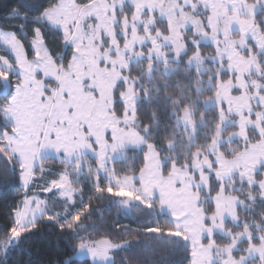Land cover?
<instances>
[{
	"label": "snow or ice",
	"instance_id": "1",
	"mask_svg": "<svg viewBox=\"0 0 264 264\" xmlns=\"http://www.w3.org/2000/svg\"><path fill=\"white\" fill-rule=\"evenodd\" d=\"M0 7V264H264V0Z\"/></svg>",
	"mask_w": 264,
	"mask_h": 264
},
{
	"label": "trees",
	"instance_id": "2",
	"mask_svg": "<svg viewBox=\"0 0 264 264\" xmlns=\"http://www.w3.org/2000/svg\"><path fill=\"white\" fill-rule=\"evenodd\" d=\"M2 2V0H0ZM10 2V0H9ZM0 25L4 27H11V25L7 22L5 18V11L2 7H0ZM31 37L29 36V39ZM54 39L52 36H47L46 40L51 42ZM0 54H4L2 50H0ZM30 58H31V53H30ZM138 162V161H137ZM46 168H52L53 170H56L57 168H60L59 164H52L48 163L46 165ZM117 168L124 167V165L117 164ZM87 171V170H85ZM53 178H56L51 175H46V179L49 181ZM38 184L42 185L44 181L40 180L39 177L37 178ZM35 193V194H40L42 197L43 191L40 190L39 188L34 187L33 190L30 193ZM30 193L28 194L30 196ZM24 193L21 191L19 184H15L14 186H9L6 188H0V228L6 226L7 220H8V214L9 210L12 208V206L17 203ZM87 191L85 192V202L87 203ZM100 206V202L93 200L92 201V207L96 208ZM59 211V207L56 209ZM87 224L92 225L95 227V229L101 233L105 232H111V228L108 227L113 224H119V225H128L130 227H135V222L132 217L125 216L123 214H117L115 208H112L111 211L103 210V214L101 216L100 212L93 213L92 217L90 220L86 221ZM103 225V226H102ZM89 231L92 232L93 229L90 227ZM57 231L55 229H45L44 230V238L41 241V243L37 244L36 247L32 249L33 253V260L34 261H39L43 260L46 258H52L55 259L58 253L55 251V242L57 239ZM98 238V237H97ZM64 245L61 244V248H63ZM37 248L41 249V254L37 256ZM122 256H133L134 253H129V252H124L121 253ZM24 258L26 259L27 257H21L20 253H15L13 255V260L18 261L19 259Z\"/></svg>",
	"mask_w": 264,
	"mask_h": 264
},
{
	"label": "rangeland",
	"instance_id": "3",
	"mask_svg": "<svg viewBox=\"0 0 264 264\" xmlns=\"http://www.w3.org/2000/svg\"><path fill=\"white\" fill-rule=\"evenodd\" d=\"M46 165H47V164H46ZM46 165H45V167H47ZM59 167H61V166H59ZM57 169H58V168H57ZM37 178H38V177H37ZM54 191H55V190H54ZM29 193H30V192H29ZM29 193H28V194H29ZM31 195H38V196H39L40 198H42V199H48V198H51V197H52V193H46V192H44V193L42 194V195H43L42 197L40 196V194H35V193H33V192L30 193V196H31Z\"/></svg>",
	"mask_w": 264,
	"mask_h": 264
}]
</instances>
